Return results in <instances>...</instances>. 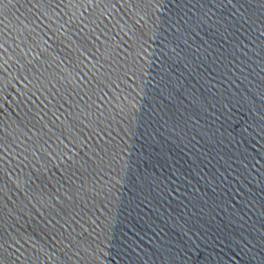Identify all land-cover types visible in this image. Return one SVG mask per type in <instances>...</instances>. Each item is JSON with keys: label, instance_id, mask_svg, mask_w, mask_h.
Wrapping results in <instances>:
<instances>
[{"label": "water", "instance_id": "1", "mask_svg": "<svg viewBox=\"0 0 264 264\" xmlns=\"http://www.w3.org/2000/svg\"><path fill=\"white\" fill-rule=\"evenodd\" d=\"M0 264H264V0H0Z\"/></svg>", "mask_w": 264, "mask_h": 264}]
</instances>
